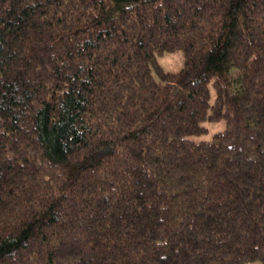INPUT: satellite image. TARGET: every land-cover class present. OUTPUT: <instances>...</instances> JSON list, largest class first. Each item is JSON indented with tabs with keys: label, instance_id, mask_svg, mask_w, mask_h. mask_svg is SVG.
<instances>
[{
	"label": "trees",
	"instance_id": "trees-1",
	"mask_svg": "<svg viewBox=\"0 0 264 264\" xmlns=\"http://www.w3.org/2000/svg\"><path fill=\"white\" fill-rule=\"evenodd\" d=\"M252 262L264 0H0V264Z\"/></svg>",
	"mask_w": 264,
	"mask_h": 264
},
{
	"label": "rangeland",
	"instance_id": "rangeland-1",
	"mask_svg": "<svg viewBox=\"0 0 264 264\" xmlns=\"http://www.w3.org/2000/svg\"><path fill=\"white\" fill-rule=\"evenodd\" d=\"M160 64L167 70H178L183 62V53L180 49L171 52H164L158 57ZM210 88V100L214 98V90L211 86ZM207 130L202 135L197 136L198 138L207 139L210 138L212 132L217 129H222L224 127V119L216 122L207 121ZM249 264H258V262H252Z\"/></svg>",
	"mask_w": 264,
	"mask_h": 264
}]
</instances>
